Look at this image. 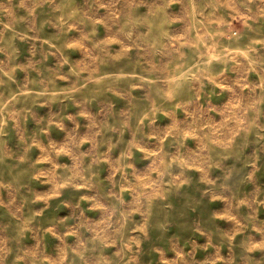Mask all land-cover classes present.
<instances>
[{"label": "rangeland", "instance_id": "1", "mask_svg": "<svg viewBox=\"0 0 264 264\" xmlns=\"http://www.w3.org/2000/svg\"><path fill=\"white\" fill-rule=\"evenodd\" d=\"M0 264H264V0H0Z\"/></svg>", "mask_w": 264, "mask_h": 264}]
</instances>
